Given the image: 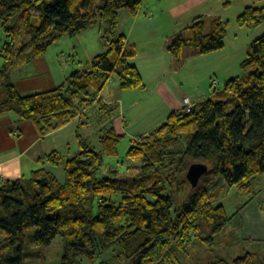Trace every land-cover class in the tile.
<instances>
[{"label": "trees", "instance_id": "obj_1", "mask_svg": "<svg viewBox=\"0 0 264 264\" xmlns=\"http://www.w3.org/2000/svg\"><path fill=\"white\" fill-rule=\"evenodd\" d=\"M140 2L0 0V115L31 121L43 136L89 107L112 78L122 89L143 87L129 61L137 47L117 29L119 12L134 15ZM263 20L264 6H247L237 17L241 26ZM92 25L99 27L105 50L92 57L89 70H73L47 91L19 92L11 78L14 69L44 55L61 37ZM226 25L220 18L195 17L167 50L178 59L184 47L201 55L218 51ZM239 65L246 73L227 80L223 94L200 101L190 112L171 113L128 146L126 169L132 165L138 171L134 175L120 177L113 167L111 176H99L107 167L105 157L117 156L123 139L110 122L100 129L98 150L77 133L74 154L51 151L28 176L2 181L0 264H26L27 253L38 254L56 237L63 242L61 264H85L74 257L91 262L108 251L112 264H264V256L256 253L230 260L218 251L231 215L218 201L223 191L216 188L217 180L249 200L264 178V34L251 42ZM228 95L234 100L231 109L221 98ZM194 162L208 169L192 187L186 172ZM47 163L63 169V182L43 166Z\"/></svg>", "mask_w": 264, "mask_h": 264}, {"label": "crops", "instance_id": "obj_2", "mask_svg": "<svg viewBox=\"0 0 264 264\" xmlns=\"http://www.w3.org/2000/svg\"><path fill=\"white\" fill-rule=\"evenodd\" d=\"M169 7L163 9L157 6L155 0H141L136 14L131 15L127 11L123 14L122 10L118 14L117 29L124 34L127 44L137 47L136 56L129 61L139 70L144 81L143 87L122 89L118 86L117 80L112 78L96 95L89 107L81 109L76 117L62 127L43 136L38 133L31 121H18L14 113L0 115V183L7 179L28 176L39 166V160L51 151L74 154L77 150L71 151L70 138L66 146L64 143L59 147L56 138L49 137L62 133L75 122L82 126L86 125L88 122L80 120L93 109L99 111L95 113L98 117L96 127L98 135L100 129L111 122L115 132L123 136L121 142L127 139L130 145L134 140L147 135L163 123L171 113H179L182 110L183 97L189 96L195 105L208 97L223 94V89L217 88L219 79H215L216 73L222 70L218 64L219 54L209 58L198 54L195 48L187 47L182 49L178 59L167 50V45L176 34L174 28L166 26L167 18L164 25L161 23V18L164 20V17H167ZM93 26L95 25L83 31ZM83 31L72 37L80 35ZM99 39L100 41L93 45L94 51L90 49L89 54L86 55L89 66L92 57L105 50L100 31ZM76 46L77 44L73 42L70 46L62 47L68 55L61 53L60 63L68 62L69 66L62 64L57 68L53 62L50 66L44 54L14 69L11 73L14 85L22 94L42 92L63 83L73 70H89L90 67L83 66ZM192 62L194 63L192 69L187 71ZM226 68V71L222 70L224 85L227 80L237 76L235 69L228 70V66ZM213 80H216L215 85L212 84ZM77 133H79L78 129L75 131V138ZM48 139L54 142L50 145ZM43 166L60 182L64 181L65 174L61 167L48 163ZM215 186L217 189H222L218 201L225 205L229 196L233 195L231 193L233 187H226L221 179L217 180ZM254 190L256 194L253 198L248 200L247 195L236 205L235 211L230 214L229 223L220 234L218 251L227 259L231 260L246 252L264 256L263 177L257 180ZM235 193L238 198L245 195Z\"/></svg>", "mask_w": 264, "mask_h": 264}, {"label": "rangeland", "instance_id": "obj_3", "mask_svg": "<svg viewBox=\"0 0 264 264\" xmlns=\"http://www.w3.org/2000/svg\"><path fill=\"white\" fill-rule=\"evenodd\" d=\"M155 3L160 8L166 9L167 5H170V9L168 10L167 17L161 18L162 24L164 25V21L166 19V26L175 29L176 33L182 31L187 25H189L193 18L200 17L206 22L212 18H220L221 20L227 23L226 25V37L224 40V46L222 49L208 53L209 58L214 56L215 54H219L218 64L220 68L224 71L235 69V73L237 75H244L241 70L240 62L245 58L249 46L251 42L257 37L264 34V20L256 25L252 26H241L237 23V17L239 14L243 12V10L247 6L253 7H262L264 6V0H155ZM123 14L126 13L125 10H122ZM86 32V33H85ZM82 35V37H80ZM77 36V37H76ZM75 37H61L55 43L49 46V49L44 53L46 54L44 57L51 63H54V66L58 68V65L69 66L68 62H61V53L67 56V51L62 48L66 45L70 46L74 43L77 44L76 50L81 59V62L85 68H89L88 62H86V55L89 54L90 49L94 51V44H97L99 39V30L98 26H93L92 28L87 29V31H83L80 35H76ZM66 44V45H65ZM59 48V50H57ZM187 47H184L186 49ZM62 51V52H61ZM59 56H58V55ZM43 56V55H42ZM47 56V57H46ZM58 58V59H57ZM60 58V59H59ZM71 63V61L69 62ZM194 63L192 62L189 65L187 71H190L193 67ZM217 66L216 64H214ZM224 65V67H222ZM51 69V68H50ZM222 70L216 73L215 79L218 80V89H223L224 86V78L222 76ZM185 71V72H187ZM59 73V72H58ZM218 77V78H217ZM222 99L228 100L227 109H231L233 107L234 100L229 95L227 97L222 96ZM82 122H88L86 125L82 126L78 123H72L70 127H68L62 133H57L53 135L56 138L59 147H61L64 143L65 146L69 143V138L71 139L70 149L71 151H75L78 148L77 139L75 138V131L78 129L79 134H81L87 141L91 144V146L98 150V133L96 130L98 117L94 113V109L89 113L85 114L84 117L80 120ZM50 145L54 142L48 139ZM64 146V148H66ZM129 146L128 140L124 139L118 149V155L115 157H105V163L107 165L104 173H100L99 176H111L112 174L109 172V168L115 167L118 171V176H131L137 173V170L132 168L126 169V165L131 164L130 160L126 159L125 153ZM62 148V149H64ZM109 164V165H108ZM108 168V169H107ZM60 170V169H59ZM65 176V175H64ZM236 189L232 188L231 193L233 195L229 196L227 202H225V207L227 213L230 215L235 211L236 205L240 203L247 195H242V198H238L236 195ZM176 199L178 203L181 202L182 196L176 195ZM0 235V240H1ZM200 245L196 247L200 250L202 249V243L199 242ZM63 242L60 237H56L53 243L48 246L42 248L38 254L27 253L25 256L26 264H61L63 259ZM4 249L0 245V259L3 256ZM2 255V256H1ZM113 253L111 251L101 253L99 256L95 257V259L91 262H88V259L82 257H74L75 260H81L85 264H112L110 259L112 258ZM234 257V256H233Z\"/></svg>", "mask_w": 264, "mask_h": 264}, {"label": "water", "instance_id": "obj_4", "mask_svg": "<svg viewBox=\"0 0 264 264\" xmlns=\"http://www.w3.org/2000/svg\"><path fill=\"white\" fill-rule=\"evenodd\" d=\"M208 166L202 162H194L189 165L186 178L192 187H195L199 179L207 172Z\"/></svg>", "mask_w": 264, "mask_h": 264}, {"label": "built area", "instance_id": "obj_5", "mask_svg": "<svg viewBox=\"0 0 264 264\" xmlns=\"http://www.w3.org/2000/svg\"><path fill=\"white\" fill-rule=\"evenodd\" d=\"M215 83H216L215 80H213L212 84L214 85ZM182 102H183L182 110H184L185 112H190L193 107V103L190 97L189 96L183 97Z\"/></svg>", "mask_w": 264, "mask_h": 264}, {"label": "bare ground", "instance_id": "obj_6", "mask_svg": "<svg viewBox=\"0 0 264 264\" xmlns=\"http://www.w3.org/2000/svg\"><path fill=\"white\" fill-rule=\"evenodd\" d=\"M141 3V2H140ZM138 11V10H137ZM133 15V14H132ZM179 33V32H178ZM212 80V79H211ZM216 82V81H215ZM214 87V86H213ZM215 92V91H214ZM223 92V91H222ZM219 93V92H218ZM204 100V99H203Z\"/></svg>", "mask_w": 264, "mask_h": 264}]
</instances>
